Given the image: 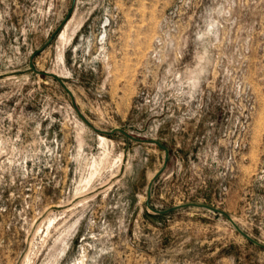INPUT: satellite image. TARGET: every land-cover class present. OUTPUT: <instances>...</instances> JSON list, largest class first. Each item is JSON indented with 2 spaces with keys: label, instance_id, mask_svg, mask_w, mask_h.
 I'll list each match as a JSON object with an SVG mask.
<instances>
[{
  "label": "rangeland",
  "instance_id": "374dc122",
  "mask_svg": "<svg viewBox=\"0 0 264 264\" xmlns=\"http://www.w3.org/2000/svg\"><path fill=\"white\" fill-rule=\"evenodd\" d=\"M140 140L264 245V0H0V264H264Z\"/></svg>",
  "mask_w": 264,
  "mask_h": 264
},
{
  "label": "water",
  "instance_id": "95a60500",
  "mask_svg": "<svg viewBox=\"0 0 264 264\" xmlns=\"http://www.w3.org/2000/svg\"><path fill=\"white\" fill-rule=\"evenodd\" d=\"M115 131H119L121 132L124 136H126L127 138H132L134 139L133 137L129 136L126 132H124L123 130L121 129H114L111 130L110 133H113ZM140 141H144V142H150V143H154L156 144L158 147L162 148L164 150V160H163V164H162V167H160V170H158V172H156L153 176V178L150 180L148 186H147V190H146V206L147 208H149L150 210H152L154 213H157V214H165V213H169L171 211H175V210H178V209H182V208H188V207H196V208H204L206 210H209L213 213H217V214H221L223 216L226 217V219L232 224V226L236 229V231L241 235L243 236L245 239H247L248 241L252 242L253 244H255L256 246H258L259 248H262L264 249V245L256 242L254 239H252L249 235H247L245 232H242V230L235 224L234 221H232V218L227 215L226 213H224L222 210L218 209V208H214V207H211L209 205H206V204H199V203H194V202H191V203H186V204H181V205H176V206H173V207H170L168 209H165V210H155L153 208H151L149 206V203H148V199L150 198V189H151V184L153 182V180L160 174V172L164 169L163 167H165L166 165V160H167V156H168V152H167V149L165 147H163L158 141L156 140H140Z\"/></svg>",
  "mask_w": 264,
  "mask_h": 264
},
{
  "label": "bare ground",
  "instance_id": "6f19581e",
  "mask_svg": "<svg viewBox=\"0 0 264 264\" xmlns=\"http://www.w3.org/2000/svg\"><path fill=\"white\" fill-rule=\"evenodd\" d=\"M78 26V25H77ZM64 31V30H63ZM60 36V39L62 40V41H64L65 40V34L64 33H62V34H60L59 35ZM67 41V40H66ZM101 140V139H100ZM102 141V140H101ZM98 167V166H97ZM100 172V171H99ZM60 241L63 243V241H64V237H62V238H60Z\"/></svg>",
  "mask_w": 264,
  "mask_h": 264
}]
</instances>
